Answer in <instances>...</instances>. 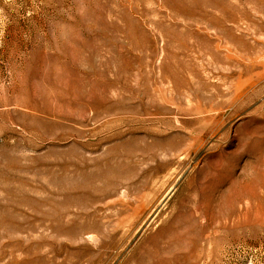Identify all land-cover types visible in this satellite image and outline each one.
Wrapping results in <instances>:
<instances>
[{"label":"rangeland","instance_id":"374dc122","mask_svg":"<svg viewBox=\"0 0 264 264\" xmlns=\"http://www.w3.org/2000/svg\"><path fill=\"white\" fill-rule=\"evenodd\" d=\"M0 264H264V0H0Z\"/></svg>","mask_w":264,"mask_h":264}]
</instances>
